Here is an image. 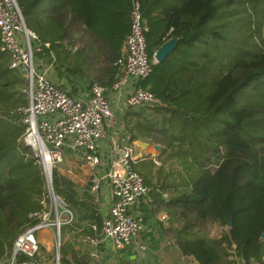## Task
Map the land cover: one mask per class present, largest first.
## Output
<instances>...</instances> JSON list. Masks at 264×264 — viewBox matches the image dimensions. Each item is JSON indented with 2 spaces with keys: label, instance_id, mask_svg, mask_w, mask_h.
<instances>
[{
  "label": "trees",
  "instance_id": "obj_1",
  "mask_svg": "<svg viewBox=\"0 0 264 264\" xmlns=\"http://www.w3.org/2000/svg\"><path fill=\"white\" fill-rule=\"evenodd\" d=\"M15 1L42 43L37 57L54 52L56 70L70 71L66 54L56 55L58 49L66 53L67 29L75 20L86 29L77 37H85L86 44L76 51L88 58L90 84L106 85L116 78L115 62L129 29V0H61L54 7L49 0L41 13L32 5L37 0ZM259 2L254 1L253 15ZM216 3L141 0L150 59L170 39H177L170 55L185 53L168 68L166 59L153 63L146 90L159 103L128 106L114 118L118 126L123 123L130 142L144 140L162 148L160 165L141 161L135 170L154 197L153 208L169 216L165 236L172 249L199 264H264V46L256 35L254 53L242 45L236 51L229 42L235 40L222 27L224 19L230 24L228 1ZM216 17L218 25L211 27L208 21ZM250 26L260 36L264 19ZM9 62L0 43V249L10 250L16 237L38 222L32 214L44 209L48 192L40 158L28 153L23 141L26 124L20 108L28 102L22 91L26 81ZM173 165L182 169L180 182L168 180L166 169ZM52 186L72 210L77 206L72 181L57 168ZM167 190L168 198L158 196ZM213 225L226 226V231L212 237L208 229ZM60 262L74 264L65 251L61 254V246Z\"/></svg>",
  "mask_w": 264,
  "mask_h": 264
},
{
  "label": "built area",
  "instance_id": "obj_2",
  "mask_svg": "<svg viewBox=\"0 0 264 264\" xmlns=\"http://www.w3.org/2000/svg\"><path fill=\"white\" fill-rule=\"evenodd\" d=\"M129 1V31L124 40V53L115 62L119 72L109 88L123 107L157 104L158 97L140 86V81L152 73L156 61L148 55L141 0ZM0 43L1 50L9 55V67L19 69L26 81L22 91L28 102L20 108L26 124L23 141L28 143V136L33 135L37 142L34 148L40 158L48 192L42 201L44 209L32 214L38 222L16 237L11 259L0 264H61L58 252L50 259L46 257L36 236L41 230H50L60 246L62 227L74 219V211L54 193L53 169L62 161L64 148L80 154L92 172L104 164L102 143L108 138L112 142L109 128L114 124V106L107 97L108 88L97 81L90 84L89 95L83 99L69 95L48 78L51 65L42 64L35 56L42 50V45L38 35L26 26L15 0H0ZM133 145L129 138L119 145L112 142L109 170L105 175L110 203L99 232L115 249H122L140 238L144 224L142 203L144 199L151 202L149 187L134 169L140 155ZM90 181V192L96 197L101 178L95 172ZM91 229L96 231V225L92 224ZM82 241L97 246L99 237L96 233L85 234ZM146 247L147 242L141 239L139 248L145 250Z\"/></svg>",
  "mask_w": 264,
  "mask_h": 264
},
{
  "label": "crops",
  "instance_id": "obj_3",
  "mask_svg": "<svg viewBox=\"0 0 264 264\" xmlns=\"http://www.w3.org/2000/svg\"><path fill=\"white\" fill-rule=\"evenodd\" d=\"M50 1H52V6L54 7L55 5L60 3L61 0ZM85 1L88 2L90 0H84V4ZM48 4L49 1L44 3L43 7L40 10L37 9V12L41 13L42 11H44L47 8ZM68 17H70V14L68 15ZM128 18L130 20L129 16ZM74 21L71 22L72 25L67 29L69 32V37L71 38L68 40L66 53L62 52L61 49H58L56 55L57 58V56L63 57L66 54V63L70 71H66L64 67L56 70V66L53 64L55 61L54 52H50L49 57H38V59L42 64L48 66L51 65L47 72V76L51 81H53L67 93H71L73 96L85 99L89 95L90 86V75L88 74L89 67L86 66L88 64V58L84 52H77L76 50L78 48H81L82 45L86 44L85 37L82 40H77V37L80 36V33L85 35L86 29L85 27H81L79 23L76 24ZM76 29L79 32L76 33ZM175 40L177 42V39ZM55 42L59 43L60 41L56 40ZM40 44L42 43L40 42ZM44 44L49 43L45 42ZM45 46L47 47V45ZM120 50L122 55V53H124V41ZM111 83L103 86L108 88V91L106 92L107 97H109L113 103L115 115H118L120 117L126 110V107H123L121 101L117 100L115 93L110 90L109 87ZM123 128V123H120L119 126L117 125V123L113 124V126L109 128V132L112 136V142H114L115 145L127 142V139L129 138L127 134H124ZM112 142L108 138L107 141L102 143L101 152L103 154L104 164L100 167H97L94 172H92L84 164L80 154L72 153V150L68 148H64L63 150V159L58 164L57 171L61 175L72 181L74 190L76 192V194H73L72 198L77 204V206L73 208L75 213L73 221L70 224L65 225L67 227L63 226L64 228L62 231V244L65 246L66 257L70 259V261L74 264H117L121 263L123 260H132L134 264H139V262L140 264L141 262L142 264H158L159 260H164V264H169L168 260H175L176 262H179V264H199L193 256H186L172 249L174 248V246L171 245L172 241L170 239H167L165 236V231L170 225L169 216L165 210L156 211L155 208H153L154 197L152 196V194H149L151 202H148L147 199H144L142 203V209L144 212V224L140 238H136L132 242V244L125 246L122 249H115L109 239L103 238L100 235L99 231L101 229L102 219L107 214L108 206L110 203L108 194L109 184L105 175L109 170V162L112 155L111 148L113 147ZM131 143L134 144L133 147L135 149V152L140 155L138 160L134 164L136 167L142 164L141 161L143 162L147 160L154 162L157 165L159 164V161H156V159L160 157V153L162 150L161 148L158 149L157 147H155V144L146 142L144 140H133L131 141ZM76 164H78L80 169H82L80 170L79 174H82L84 178H82L81 176L78 177V175L75 174V171L77 169H72L73 167L71 166H74ZM95 172L97 173L99 178H101V181L99 183V194H97L96 197L90 192V179L92 173ZM89 177L90 179L88 182ZM165 193L166 196H164ZM168 195L169 194L167 192H161V194H158V196L163 198H168ZM85 205L88 208H86ZM93 214L99 216V222L93 219ZM92 224L96 225V231H93L91 229ZM93 233H96V235L99 237V243L97 244V246H91L90 244L82 241V238L85 234ZM211 236L220 237L221 235ZM38 239L41 242V247L45 250V252H48L50 245H46L39 236ZM141 239L147 242L146 250H141L138 246ZM168 255H170V257Z\"/></svg>",
  "mask_w": 264,
  "mask_h": 264
},
{
  "label": "rangeland",
  "instance_id": "obj_4",
  "mask_svg": "<svg viewBox=\"0 0 264 264\" xmlns=\"http://www.w3.org/2000/svg\"><path fill=\"white\" fill-rule=\"evenodd\" d=\"M48 1L49 0H37L35 2H32V1H30V2L33 3L32 5H35L34 8L36 9V11H38L37 9L40 10L43 7L44 3L48 2ZM170 1L173 2L174 0H170ZM221 1L222 0H211V3L214 4L217 2L216 4H218ZM227 1H228V4H227L228 7L227 8L229 9L228 14H229V21H230L229 25H230V27L227 24L226 19L222 20V23L225 24L222 27L225 29L226 33L227 32L229 33L230 40H235L234 43H231V41H229L230 45H232L236 51L239 50V46L242 45L247 50L252 49V53H254L255 48H258V47H256V40H255L256 35L260 39V43H263L262 45L264 46V29L261 31V35L259 36V34L257 32L253 31L254 28L252 29L250 25H251V22L260 21L262 18L264 19V0L263 1L259 0L261 2L256 4L255 15H253L252 11H251V8H252L255 0H240L238 2H235L234 0H226V2ZM224 5H225V3H223L219 7V11H216L218 13V15L219 14L222 15V12H220V11L225 8ZM208 23L210 24L211 27L218 25V17L210 19L208 21ZM233 24H234V27H233ZM145 26L147 27L146 24H145ZM216 28L220 29L219 26H216ZM227 28H229V29H227ZM240 49L242 52L244 51V49L242 47ZM184 53H185L184 51H180V53L175 52V54L174 53L171 55L168 54L165 58L166 59L165 64H167L166 68H168V66L170 64H172V63L174 64L176 61L178 62L179 59L182 57V55H184ZM35 56H37V55H35ZM148 80L149 79L143 80L142 84H143L144 89L149 88ZM27 101H28V97H27ZM115 118H116V116H115ZM115 122H116V120L114 119V123ZM25 145L28 149V153L38 155V152L34 147H32L31 145H29L26 142H25ZM160 156H161V153H160ZM156 161H159V165L162 162L159 158L156 159ZM71 167H73L72 169H77L75 171V174H77L78 177L81 176L82 178H84L82 176V174H79L80 170H82V169H80L78 164H76L74 166L72 165ZM134 169L137 170V167H135V165H134ZM180 170L182 171L181 167H179L178 165H173V168L169 167L168 169H166V173L169 175L168 180L174 181V182H180V178H179L178 173H177ZM89 179H90V177L88 178V182H89ZM166 192L169 194L168 190ZM225 228H226V226L220 227V225H213L208 229V231L213 236H220L225 231ZM62 231H63V229H61V233H60V235H61V239H60L61 254L65 251V246L62 244V240H63ZM36 236L37 237L39 236L41 238V240H43V242H45L46 245L47 244L50 245L48 252H45V255L48 259H50L52 256H54L57 252L60 255V246L57 245V241L54 238V234L50 230H46V229L41 230L40 233H38V232L36 233ZM146 249H147V247H146ZM12 253H13V246L10 250L6 246L4 248H1L0 249V263L9 262V260L12 257ZM117 264H134V262L132 260H123L121 263H117ZM139 264H140V262H139ZM141 264H142V262H141ZM158 264H164V260L163 261L159 260Z\"/></svg>",
  "mask_w": 264,
  "mask_h": 264
},
{
  "label": "water",
  "instance_id": "obj_5",
  "mask_svg": "<svg viewBox=\"0 0 264 264\" xmlns=\"http://www.w3.org/2000/svg\"><path fill=\"white\" fill-rule=\"evenodd\" d=\"M177 42L175 39H171L166 41L164 44H162L155 52L154 54V58L157 62H161L163 61L166 56L174 49V47L176 46ZM155 147H157L158 149H160L161 147L158 145H155ZM231 224V220L228 223V226ZM264 236V234H263Z\"/></svg>",
  "mask_w": 264,
  "mask_h": 264
},
{
  "label": "bare ground",
  "instance_id": "obj_6",
  "mask_svg": "<svg viewBox=\"0 0 264 264\" xmlns=\"http://www.w3.org/2000/svg\"><path fill=\"white\" fill-rule=\"evenodd\" d=\"M27 141H28L29 145H31L32 147L37 146V142H36L33 135L28 136Z\"/></svg>",
  "mask_w": 264,
  "mask_h": 264
}]
</instances>
